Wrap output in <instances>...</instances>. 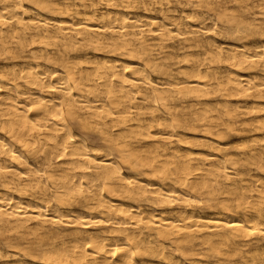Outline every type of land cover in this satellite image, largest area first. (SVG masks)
<instances>
[{"label": "bare ground", "instance_id": "6f19581e", "mask_svg": "<svg viewBox=\"0 0 264 264\" xmlns=\"http://www.w3.org/2000/svg\"><path fill=\"white\" fill-rule=\"evenodd\" d=\"M0 264H264V0H0Z\"/></svg>", "mask_w": 264, "mask_h": 264}]
</instances>
